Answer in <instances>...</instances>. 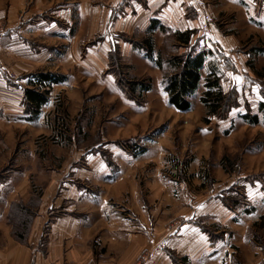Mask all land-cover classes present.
Here are the masks:
<instances>
[{
	"label": "rangeland",
	"instance_id": "rangeland-1",
	"mask_svg": "<svg viewBox=\"0 0 264 264\" xmlns=\"http://www.w3.org/2000/svg\"><path fill=\"white\" fill-rule=\"evenodd\" d=\"M121 1L0 0V245L5 237L15 240L11 202L27 203L38 192L41 249L51 222L68 212L86 215L90 245L100 250L99 238L117 243L112 239L123 227L143 242L145 223L133 214L140 210L149 216L151 236L192 222L201 210L207 231L225 237L219 264H264V226H255L264 224V127L240 119L262 100L264 78L253 68L264 69V0H158L166 30L154 32L148 29L158 5L125 0L121 9ZM193 10L199 15L191 21ZM192 28L199 29L201 44L209 42L229 59L222 86L238 98L229 115L210 123L200 103L203 86L191 98L190 112L172 108L163 88L170 69L155 71L148 59L145 65L144 53L137 51L142 60L131 56L127 62L136 76L153 75L141 103L117 89L109 70L112 43L149 36L166 62L185 52L175 31ZM40 71L63 73L66 81L50 89L42 115L30 121L22 92ZM58 106L71 140L56 134ZM120 140L146 153L134 156L116 145ZM106 150L113 166L102 156ZM222 196L237 203L233 210L219 207Z\"/></svg>",
	"mask_w": 264,
	"mask_h": 264
},
{
	"label": "trees",
	"instance_id": "trees-1",
	"mask_svg": "<svg viewBox=\"0 0 264 264\" xmlns=\"http://www.w3.org/2000/svg\"><path fill=\"white\" fill-rule=\"evenodd\" d=\"M149 32L161 29L166 30V26L159 20H151ZM196 31L187 30L185 32L175 31L177 41L185 48L182 54H176L164 62L161 54L155 52V45L153 38L149 36L141 42L131 39L129 42L134 44V48L144 53L145 59L147 58L158 69H165L167 66L170 73L164 77L163 88L165 94L168 96V104L180 112H190L192 109L191 98L196 95L201 85L203 92L200 97V103L206 108V115L204 122L210 123L212 118H225L238 105V98L235 92H225L222 86V72L223 67L228 66L229 59L220 50L214 48L202 47L199 48V43L191 45V40ZM128 40V39H127ZM108 64L110 73L114 76L117 89H119L124 96L130 101L141 103L147 92L152 89L153 81L150 76L138 77L131 72L132 68L124 63L122 53L120 52L119 44L112 43L111 49L108 52ZM166 65V66H165ZM257 77L264 78V69L257 71L254 69ZM205 71V75H203ZM66 81V75L63 73H54L51 71H40L33 74L32 81H30L31 88L23 89L22 105L25 113L29 116L30 121L37 120L41 115V110L47 106L50 101L48 98L50 89L54 85H59ZM9 82L12 80L9 79ZM262 91V100L258 103V108L253 112L250 108L247 112L240 116V119L245 124L253 126L261 125L264 127V88ZM59 113L55 119V127L61 138L71 140L70 128L66 123V118L61 117V107H56ZM83 120H79L77 125L80 129L83 127ZM116 145L134 156H139L146 153V149L139 147V145H131L128 141L120 140ZM104 160L109 166H113L111 160L112 153L110 151H101ZM110 153V155H107ZM110 156V157H109ZM225 161V160H224ZM227 173L230 170L227 166L224 167ZM184 171V170H183ZM179 172L182 179L185 180V171ZM31 200L27 203L12 202L9 211V222L13 226V237L21 244H27L30 235L32 224L37 216V211L41 205V194L36 193L31 196ZM39 198L35 204L33 198ZM221 203L233 210L237 203L230 205L224 196L220 197ZM247 213H250L248 210ZM17 215V216H16ZM16 216V217H15ZM17 219V223L14 220ZM20 217L22 219H20ZM264 220V216L261 218ZM255 226L262 227L264 224L255 223ZM202 229L212 234L211 231L202 226ZM169 251V255L174 264H188L186 256H179L174 251Z\"/></svg>",
	"mask_w": 264,
	"mask_h": 264
},
{
	"label": "crops",
	"instance_id": "crops-1",
	"mask_svg": "<svg viewBox=\"0 0 264 264\" xmlns=\"http://www.w3.org/2000/svg\"><path fill=\"white\" fill-rule=\"evenodd\" d=\"M124 1L122 0L119 3L121 9L125 8H123ZM144 1L150 3L153 1L152 6L158 5L154 7L157 15L153 19L162 21L163 23L164 13L162 12V6L164 4H158V0H135L131 3L135 2L140 7ZM188 8L192 10L191 7ZM198 15L199 12L197 11L192 15L189 14L188 18L191 21L196 20ZM188 30L196 31L194 35L196 36L195 43H199V48L204 46L213 48L209 42L201 44V37L198 36L200 33L198 31L199 29L192 28ZM118 44L125 64L131 67L127 63L128 59L131 56L140 58L139 56L141 55L137 53L138 50L134 48L132 42L125 41ZM110 49L108 48V52ZM143 58L144 61L140 59L147 65L145 63L147 58L145 59L144 56ZM149 63L150 66H147L158 71L156 67L152 66L151 61ZM131 72L134 74L133 71ZM150 75L153 76L152 73L139 76L146 77ZM42 205L43 201L31 226L32 229L27 244L23 245L12 237L4 238L5 243L0 245V264H135L140 258H143V264H174L168 250L174 251L179 256H186L188 258V264H219L218 260L221 259V255L218 254L220 251L218 248L223 244L225 237L215 232L212 233L214 235L212 236L202 229L203 224L201 218H204V215H201V210H199V213H195L194 217L192 215V222L169 227L166 232H159L160 236L155 234V230L151 236L153 228L151 227L152 224H147L149 216L146 217L147 214L143 210H140L137 214H133L148 225L146 227L144 224V236L146 239L143 242L139 241L140 237L138 234L135 235L133 228L123 227L115 231L116 238H113L112 241L117 243L107 244L106 240L104 241V239L99 238L103 241L100 250L96 245H90L92 237L89 239L86 215L81 212H76L75 214L68 212L51 222L49 242L46 247L41 249L39 246L44 237H41L42 230H39L36 236L35 226L37 224L40 225L37 219L39 218V211ZM219 207H222L226 211L230 210L221 202H219ZM49 222L50 220L47 218L42 225H47ZM43 226H41L42 229L44 228ZM154 229L158 231V227H154ZM117 247L118 250H114Z\"/></svg>",
	"mask_w": 264,
	"mask_h": 264
},
{
	"label": "built area",
	"instance_id": "built-area-1",
	"mask_svg": "<svg viewBox=\"0 0 264 264\" xmlns=\"http://www.w3.org/2000/svg\"><path fill=\"white\" fill-rule=\"evenodd\" d=\"M141 262H142V261H141ZM141 262H140L139 264H142Z\"/></svg>",
	"mask_w": 264,
	"mask_h": 264
},
{
	"label": "snow or ice",
	"instance_id": "snow-or-ice-1",
	"mask_svg": "<svg viewBox=\"0 0 264 264\" xmlns=\"http://www.w3.org/2000/svg\"><path fill=\"white\" fill-rule=\"evenodd\" d=\"M239 79V78H238Z\"/></svg>",
	"mask_w": 264,
	"mask_h": 264
}]
</instances>
